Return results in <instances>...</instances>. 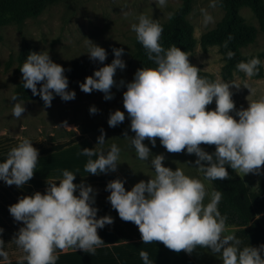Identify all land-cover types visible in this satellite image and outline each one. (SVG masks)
Here are the masks:
<instances>
[{
  "label": "clouds",
  "instance_id": "obj_1",
  "mask_svg": "<svg viewBox=\"0 0 264 264\" xmlns=\"http://www.w3.org/2000/svg\"><path fill=\"white\" fill-rule=\"evenodd\" d=\"M216 2L210 0V7ZM155 4L163 8L167 0H155ZM212 19L205 11L204 23ZM137 21L131 30L154 66L137 69L133 79L127 82V90L123 92L124 111L110 112L109 127L122 123L126 111L130 130L135 135L129 136L126 130L124 138L130 141L138 159L147 161L152 154L145 139L155 147L159 138L169 153L195 154L194 164L188 163L203 173L204 181L229 179V167L243 176L264 171V94L249 100L255 89L247 80L240 84L219 78L209 80L200 75L202 69L189 61L190 54L185 50L175 45L167 49L162 46L163 26L157 20L140 14ZM87 43L85 53L89 59L103 63L108 55L106 49L89 38ZM112 51L111 63L87 76L79 84L81 91L98 90L109 100L114 95L112 87L125 84L124 80L117 84L114 79L117 69L126 67L122 59L125 50L114 47ZM226 56L231 59L234 53L228 51ZM262 66L264 61L254 56L239 61L236 69L251 78ZM20 71L23 88L30 89L33 96L39 95L45 108L51 106L56 95L64 101L76 96L75 90H69L66 69L53 61L47 50L29 52ZM241 85L250 89L249 104L237 109L232 88L238 90ZM10 99L15 101L11 115L20 118L26 111L25 101L17 102L16 95ZM214 99L216 107L210 110L206 106ZM89 111L95 114L98 109L93 105ZM63 127H69L67 122ZM105 135L101 129L95 144L99 147H84L81 151L89 157L84 168L88 174L114 172L121 163V149L115 143L104 149ZM32 142L23 138L9 150L6 159L0 162V181L17 187L30 181L39 159V150ZM202 144L215 145V151H206ZM164 160L163 153L155 154L150 160L155 176H150L147 182L140 180L130 190H126L125 180L121 178L106 184L110 192L107 200L122 220L138 226L142 242H162L176 253L188 254L200 246L217 255L222 264H264V244L241 247L242 241L228 231L227 217L218 208L222 192L209 193L200 178L187 175L178 166L173 170L165 166ZM77 173L79 170L74 173L65 169L58 182H46L43 193L36 191L22 196L9 206L14 221L23 222L13 239L26 253L23 259L27 264H56L59 253L68 249L94 254L105 243L98 229L112 224L113 217H97L96 190L83 181L74 183ZM3 231L0 227V233ZM3 245L4 240L0 238V258L7 260L8 252ZM139 256L144 264H154L147 251L141 250Z\"/></svg>",
  "mask_w": 264,
  "mask_h": 264
},
{
  "label": "rangeland",
  "instance_id": "obj_2",
  "mask_svg": "<svg viewBox=\"0 0 264 264\" xmlns=\"http://www.w3.org/2000/svg\"><path fill=\"white\" fill-rule=\"evenodd\" d=\"M183 1L167 0L166 6L159 8L155 0H56L49 3L38 16L28 17L22 23L13 22L0 26V162L6 159L9 150L18 145L23 138L32 140L33 146L39 150L36 171L30 181L22 187L9 186L0 181L2 182L0 191L8 192L10 199L13 198V201L17 202L22 196L42 191L47 187L48 181L58 182L62 178L63 170L67 169L74 173L79 170L74 183L83 181L86 185L93 186L97 198L95 206L100 208L102 216L107 214V196L110 194L106 190V184L116 178L125 180V188L127 186L131 188L140 180L147 182L150 176H155L150 160L155 154L161 153L165 156L163 161L165 166L173 170L178 166L187 175L200 178L209 193L215 190L212 182L204 181L202 173L188 163L194 164L195 154L169 153L160 144L159 138L155 147L145 139L144 143L150 147L152 154L147 161L138 159L130 141L124 138L126 130L129 136L135 135L130 130V118L126 111L122 123L115 127L108 125L110 112L116 109L124 111L123 92L127 90V82L133 79L138 66V58L135 55L136 34L131 30V25L138 22L137 17L140 14H145L159 23L169 22ZM205 11L213 18L207 24L204 23ZM240 12L246 22L256 28L255 40L241 50L246 55L259 53L261 54L259 58L264 61V29L250 7L244 6ZM224 15L225 10L219 4V0L214 7H210V0H192L187 19L193 26L196 45L188 52L189 61L210 74L209 80L219 78L240 84L247 80L250 87L255 89L253 95L248 97L250 89L243 85L238 90L232 88L236 108H246L249 104L248 99H256L257 96L264 94V66L260 67L258 74L247 78L243 72L237 71L236 66L227 65L218 46L213 45L206 50L201 46L202 35L214 29ZM88 38L106 49L108 53L106 60L113 55L114 47H122L125 50L122 59L126 62V67L124 70L117 69L114 77L117 84L121 80H124L125 84L112 87L113 98L105 100L101 91L85 93L78 87L70 89L76 92L74 99L64 101L56 95L51 106L47 108L44 107L42 99L18 100L17 102L25 101L26 111L20 118L13 117L11 111L15 101L10 98L14 95L16 86L22 81L20 66L29 52L47 50L53 61L62 66L71 65L76 60L85 64L100 63L90 60L85 53L89 46ZM93 105L98 111L90 114L89 109ZM206 107L214 109L215 99ZM65 122L69 127H63ZM101 129L106 134L104 149H109L115 143L121 149V163L114 172L88 174L84 168L89 157L82 155L81 151L84 147H99L95 144ZM92 159H96V156ZM240 176L252 191L257 188L258 182L254 173ZM208 199L206 196L205 203ZM257 217L263 222L264 230V214ZM227 229L230 233H236L239 227L227 225ZM217 260L222 264L218 256ZM204 264L213 263H210L208 258Z\"/></svg>",
  "mask_w": 264,
  "mask_h": 264
},
{
  "label": "trees",
  "instance_id": "obj_3",
  "mask_svg": "<svg viewBox=\"0 0 264 264\" xmlns=\"http://www.w3.org/2000/svg\"><path fill=\"white\" fill-rule=\"evenodd\" d=\"M53 1L56 0H0V26L13 22L22 23L28 17L38 16ZM219 4L224 8L225 15L214 29L202 35V48L206 50L210 46H218L223 60L229 67L236 66L241 60L246 61L254 56L259 57L261 55L259 53L246 55L241 50L255 40L256 28L246 22L240 10L244 6L250 7L264 29V0H219ZM191 7L192 0H184L169 22L160 23L163 26L160 43L165 49L175 45L188 53L195 48L194 29L187 19ZM226 41L227 47H225ZM228 51L234 53L231 59L226 56ZM135 55L138 58L136 71L142 67L154 66L153 62L148 59L146 50L138 41L136 42ZM113 59L114 54L103 63L85 64L76 60L71 65L64 66L65 75L69 79V90L78 88L79 84L87 76L92 75L94 70L104 64L111 63ZM200 75L208 79L211 77L210 74L203 71L200 72ZM14 95L18 97V100L41 99L39 95L33 96L30 89H24L22 81L16 86ZM201 147L208 152L215 151V145L204 144ZM228 171L229 179L211 181L214 189L222 192L218 208L221 214L227 217L226 225L239 227L234 234L242 241L241 247L264 244L263 222L256 218L258 215L264 214V171L259 174L254 173L258 185L253 191L233 169L229 167ZM249 224L251 227H246Z\"/></svg>",
  "mask_w": 264,
  "mask_h": 264
},
{
  "label": "crops",
  "instance_id": "obj_4",
  "mask_svg": "<svg viewBox=\"0 0 264 264\" xmlns=\"http://www.w3.org/2000/svg\"><path fill=\"white\" fill-rule=\"evenodd\" d=\"M130 189L127 186L126 190ZM45 190L46 187L40 191L43 193ZM0 197V227L4 229L0 233V238L4 240L3 247L8 252V259L0 258V264H27V261L23 259L26 253L16 245L13 239L19 228L23 226L22 221H14L9 213V206L16 201H13V198L10 199L8 192L5 191H0ZM107 207V214L102 216L111 215L113 223L98 229V234L105 241L103 246L97 248L94 254L72 249L66 250L68 253L60 252L56 264H144L139 256L141 250L149 253V258L154 264H204L208 258L210 263L219 264L217 255L200 246L188 254L184 251L176 253L165 247L162 242L143 243L138 226L133 222L122 220L109 201ZM97 208L99 218L101 217L100 208Z\"/></svg>",
  "mask_w": 264,
  "mask_h": 264
}]
</instances>
